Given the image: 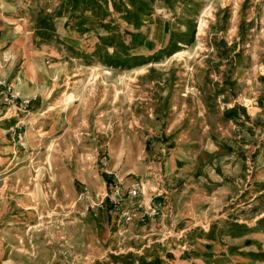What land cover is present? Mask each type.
Returning a JSON list of instances; mask_svg holds the SVG:
<instances>
[{"label": "rangeland", "instance_id": "rangeland-1", "mask_svg": "<svg viewBox=\"0 0 264 264\" xmlns=\"http://www.w3.org/2000/svg\"><path fill=\"white\" fill-rule=\"evenodd\" d=\"M0 264H264V0H0Z\"/></svg>", "mask_w": 264, "mask_h": 264}, {"label": "built area", "instance_id": "built-area-1", "mask_svg": "<svg viewBox=\"0 0 264 264\" xmlns=\"http://www.w3.org/2000/svg\"><path fill=\"white\" fill-rule=\"evenodd\" d=\"M106 167V163H103ZM106 172L110 174L109 191L104 195L98 203L93 204L100 209H104L107 202L111 206V210L117 215L122 217L126 222L144 221L147 216H155L162 212V205L157 204L156 198L160 194H156L151 198V203L154 206H150L148 211H143L142 196L145 194V187L143 182L135 181L130 187L125 183V178L118 171H110L106 169ZM88 192H85L87 194ZM131 207V209L129 208Z\"/></svg>", "mask_w": 264, "mask_h": 264}, {"label": "crops", "instance_id": "crops-1", "mask_svg": "<svg viewBox=\"0 0 264 264\" xmlns=\"http://www.w3.org/2000/svg\"><path fill=\"white\" fill-rule=\"evenodd\" d=\"M39 110H41V109H45V108H38ZM40 113H37V112H35V110L32 112H30L26 117H25V120H26V123L28 124V125H31V126H33L34 127V129L36 128V127H39V126H45L46 128L44 129V128H39V131H38V133L39 132H41V131H46L47 132V130L46 129H48V131H49V133L48 134H53V133H56L57 132V135H60V133H61V129H60V124L61 123H59V121L57 120H55L53 123H52V121H50L49 119H46V118H42V117H37V115H39ZM12 117V116H11ZM17 125V124H16ZM52 130V131H51ZM56 135V134H55ZM29 136H32V135H29ZM48 158L49 159H51V154H49V156H48ZM180 158H181V156H180ZM50 163H51V161H50ZM51 165V164H50ZM155 168H157V167H155ZM148 170L149 169H147L146 170V172L145 173H148ZM157 171V170H156ZM41 172H43L44 174H47L46 172H50L51 174L49 175L50 176V178H52V184H53V187L57 190V189H59L60 188V186H61V181H63L64 179H66L67 177L69 178V179H71L72 181H74L75 180V178L72 176V171H70V170H63V169H61V167H57V166H55V167H53V166H50L49 168L48 167H45ZM53 172V173H52ZM151 172V171H150ZM154 172V171H153ZM145 173H142V174H145ZM128 174H129V172H128ZM158 174V172H155V176ZM69 175V176H68ZM125 176V178H126V176L127 175H124ZM67 178V179H68ZM84 180V179H83ZM161 180V178H159V180H158V178H156V180H153L152 181V183H151V189L149 188V190H152V191H156L159 187L158 186H160V181ZM80 181H81V179H80ZM85 181H81V183H84ZM148 184H150V183H148ZM147 189H148V187H147V185H146V183H145V192L148 194V191H147ZM32 207H34V206H32V205H29V206H26V207H24V208H26V209H28V208H32Z\"/></svg>", "mask_w": 264, "mask_h": 264}, {"label": "trees", "instance_id": "trees-1", "mask_svg": "<svg viewBox=\"0 0 264 264\" xmlns=\"http://www.w3.org/2000/svg\"><path fill=\"white\" fill-rule=\"evenodd\" d=\"M234 112H235V111H230L229 113H234ZM107 206H108V207L106 208V210H109V212L111 213V209H110L111 206L109 205L108 202H107ZM111 214H112V213H111ZM111 214H110V215H111Z\"/></svg>", "mask_w": 264, "mask_h": 264}]
</instances>
